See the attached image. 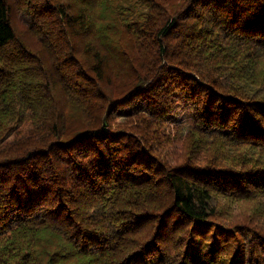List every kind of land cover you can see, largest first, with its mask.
<instances>
[{
    "label": "trees",
    "instance_id": "1",
    "mask_svg": "<svg viewBox=\"0 0 264 264\" xmlns=\"http://www.w3.org/2000/svg\"><path fill=\"white\" fill-rule=\"evenodd\" d=\"M0 264H264V0H0Z\"/></svg>",
    "mask_w": 264,
    "mask_h": 264
}]
</instances>
